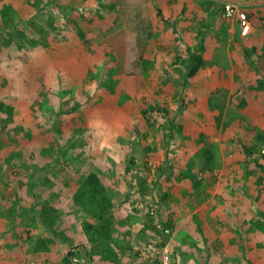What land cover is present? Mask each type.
I'll list each match as a JSON object with an SVG mask.
<instances>
[{
    "label": "rangeland",
    "instance_id": "obj_1",
    "mask_svg": "<svg viewBox=\"0 0 264 264\" xmlns=\"http://www.w3.org/2000/svg\"><path fill=\"white\" fill-rule=\"evenodd\" d=\"M238 1L248 35L211 0H152L143 74L119 76L107 47L83 45L115 0H0V264H67L69 251L89 264H264V0ZM92 173L112 200L106 243L88 240L96 220L76 202Z\"/></svg>",
    "mask_w": 264,
    "mask_h": 264
},
{
    "label": "trees",
    "instance_id": "obj_2",
    "mask_svg": "<svg viewBox=\"0 0 264 264\" xmlns=\"http://www.w3.org/2000/svg\"><path fill=\"white\" fill-rule=\"evenodd\" d=\"M152 0H115L116 10L110 21L102 23L98 29L88 32L83 38L85 48L93 46H105L113 54H115V72L119 76H141L143 74V59L147 48L152 40L154 33V25L152 15L149 9V3ZM253 51L258 53L257 47H253ZM259 61L264 58V46L262 53L259 55ZM194 63L187 66L188 77L196 75L198 69L202 65L201 57H194ZM261 88L264 84L260 83ZM156 110L159 112H168L167 108L158 106ZM147 113V110L144 111ZM247 152V156L256 164L258 163L252 156V152L246 144L243 146ZM258 165V164H257ZM128 171V169H127ZM125 175V174H124ZM146 174L139 175L140 188L146 189L145 182ZM193 185L200 187V183L191 180ZM80 191L76 194V202L78 206L83 207L86 214H90L95 218L96 223L84 222V232L91 243L104 242L112 238L110 226V209L112 205L111 197L101 182L100 177L96 173H92L86 177L80 186ZM44 224L52 227L51 221L44 215L41 216ZM152 221V220H151ZM172 222H166L162 227V232L165 229H170V235L173 230ZM148 228L155 231L157 234L161 231L153 224ZM53 242L51 239L40 238L39 246H43L46 242ZM78 252L69 251L65 257L67 264H76L75 259L79 260L77 264H89L88 259L81 258ZM162 264V263H157Z\"/></svg>",
    "mask_w": 264,
    "mask_h": 264
},
{
    "label": "built area",
    "instance_id": "obj_3",
    "mask_svg": "<svg viewBox=\"0 0 264 264\" xmlns=\"http://www.w3.org/2000/svg\"><path fill=\"white\" fill-rule=\"evenodd\" d=\"M218 12L222 19L228 20V21H236L240 26V32L242 35H248L251 31L252 24L248 15V12L242 7V5L235 1L230 0H218ZM150 167L152 169L156 168L155 162H150ZM141 206H143V203H141ZM156 206L151 205L149 207L151 214H156ZM148 209V208H147ZM159 228H161V225H158ZM165 233H169L170 229H165ZM169 257L168 255H165L164 264H168ZM75 263H79L78 259L74 260Z\"/></svg>",
    "mask_w": 264,
    "mask_h": 264
},
{
    "label": "crops",
    "instance_id": "obj_4",
    "mask_svg": "<svg viewBox=\"0 0 264 264\" xmlns=\"http://www.w3.org/2000/svg\"><path fill=\"white\" fill-rule=\"evenodd\" d=\"M211 1H212V3H214V7H215V8H214V11H215L217 14H219V12H218V4H219V3H218V0H211ZM230 1H235V2L240 3V4L242 5V7L247 11V8H246V7H247L248 4H243L242 2H239L238 0H230ZM17 3H18V2H16L15 5H16ZM17 5H18V4H17ZM26 5H28V4H26ZM245 5H246V6H245ZM248 6H249V5H248ZM224 20H225V19H224ZM235 22H236V21H235ZM236 23H237V22H236ZM237 24H238V23H237ZM238 27H239V31H240V26H239V24H238ZM251 29H252V28H251ZM113 181L116 182V181H119V180H117L116 178H114ZM123 186H124V184H120V185H119V188L123 190V189H124ZM125 189H126V191H127L126 194L124 195L125 198H126V197H127V198H130L131 196H133V195H132V192L129 191L130 188H129L128 186L125 185Z\"/></svg>",
    "mask_w": 264,
    "mask_h": 264
}]
</instances>
